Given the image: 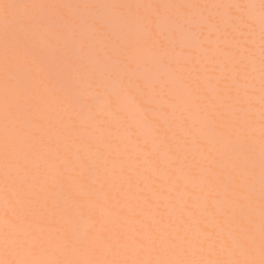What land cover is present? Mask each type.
<instances>
[{"label":"rangeland","instance_id":"1","mask_svg":"<svg viewBox=\"0 0 264 264\" xmlns=\"http://www.w3.org/2000/svg\"><path fill=\"white\" fill-rule=\"evenodd\" d=\"M0 192V264H264V0H0Z\"/></svg>","mask_w":264,"mask_h":264},{"label":"bare ground","instance_id":"2","mask_svg":"<svg viewBox=\"0 0 264 264\" xmlns=\"http://www.w3.org/2000/svg\"><path fill=\"white\" fill-rule=\"evenodd\" d=\"M1 193V192H0ZM13 199V198H12Z\"/></svg>","mask_w":264,"mask_h":264}]
</instances>
